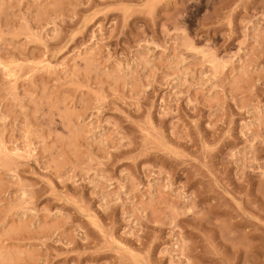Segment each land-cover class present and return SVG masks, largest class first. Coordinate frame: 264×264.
<instances>
[{
  "label": "rangeland",
  "instance_id": "1",
  "mask_svg": "<svg viewBox=\"0 0 264 264\" xmlns=\"http://www.w3.org/2000/svg\"><path fill=\"white\" fill-rule=\"evenodd\" d=\"M0 264H264V0H0Z\"/></svg>",
  "mask_w": 264,
  "mask_h": 264
}]
</instances>
